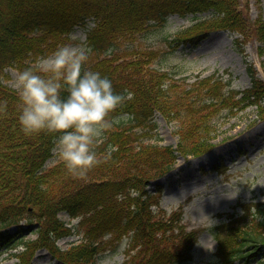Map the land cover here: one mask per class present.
Returning <instances> with one entry per match:
<instances>
[{
	"label": "trees",
	"instance_id": "trees-1",
	"mask_svg": "<svg viewBox=\"0 0 264 264\" xmlns=\"http://www.w3.org/2000/svg\"><path fill=\"white\" fill-rule=\"evenodd\" d=\"M239 7L238 0H0V101L6 102L0 109V250L14 247L35 233V240L24 242L18 264H29L38 248H45L64 264H87L107 248L106 244L128 235L129 257L123 264H181L190 260L194 234L177 227L178 218L156 219L146 190L150 181L172 168L175 151L138 144L133 128L154 130L152 119L157 111L166 120L178 122V154H198L209 146L214 133L208 127L209 113L223 105L245 108L261 103L264 85L251 64L246 68L251 88L233 95H224L221 83H211L210 78L194 86L184 84V88L166 83L163 73L147 71V79L142 81L139 71L153 53L140 52L129 44L151 21L162 23L172 13L185 16L210 11L209 18L192 25L179 40L195 45L211 30L228 29L240 35L234 41L238 51L242 52L241 44L251 37L260 43L257 50L262 55L264 20L260 15L249 19ZM88 18L95 22L88 43L97 54L107 56L96 60L91 70L112 80L115 91L123 97L116 111L131 118L127 126L111 129L105 141L94 146L98 163L79 177L67 169L62 158L44 167L53 156L59 133L25 134L19 122L20 90L5 85L1 77L6 68L37 69L38 58L64 44L65 35ZM126 43L128 48L118 51ZM115 52L124 60L120 66L126 75L113 60ZM132 189L138 194L132 196ZM118 193L124 198L117 199ZM253 210L245 212L249 221L243 222L242 216L223 225L224 236L217 250L219 264H232L238 253L248 250L244 254L247 258L264 257V205L256 203ZM59 211L81 217L76 227L80 243L67 250L54 244V239L70 234L56 218ZM106 235L110 238L104 239Z\"/></svg>",
	"mask_w": 264,
	"mask_h": 264
},
{
	"label": "rangeland",
	"instance_id": "rangeland-1",
	"mask_svg": "<svg viewBox=\"0 0 264 264\" xmlns=\"http://www.w3.org/2000/svg\"><path fill=\"white\" fill-rule=\"evenodd\" d=\"M246 2L252 17L257 15L260 7L264 18V0H260L259 4H256L255 0H239L238 9L244 14ZM196 15L195 19L191 14L185 17L172 15L167 18L165 26H151L147 32L138 36L132 46L156 50L157 56L152 62L153 67L167 71L176 78L186 77L192 81L210 73L231 74V88L245 89L250 84L244 70L247 60L254 64L264 84V44L262 55H258L257 48L260 43L254 38L249 37L244 41L245 58L234 48L233 40L236 35L227 30L208 33L195 46L175 41L176 35L181 30L197 20L209 17L210 12ZM88 26H91V22ZM86 30L85 27L75 28L70 34L69 44H85ZM145 66L147 64L143 65ZM123 74L126 75V71ZM16 75L17 71L8 69L4 78L5 82L14 89L18 88L14 85ZM260 115L264 113L260 112ZM127 118L126 115H122L111 121L117 124L125 122ZM154 121L157 129L147 131L141 139L161 146H174L178 142L177 133H180V130L176 131L178 122L172 119L166 121L158 114L155 115ZM211 124L217 128L215 139L212 140L214 147L199 157L178 158L173 169L156 181L162 187L161 192L158 193L161 210L169 213L170 203L172 205L176 203L174 196H180L183 226L187 229H200L196 231V236L208 233L210 239L215 241L212 250H207L196 243L191 261L183 264H218L215 256L217 246L215 226L227 221L225 215L232 212L240 213V208L236 207L238 202L264 203V120H258L256 107L238 112L232 118L222 113L218 118L216 116ZM111 128L112 126L104 130L99 138L103 136L104 139L106 132ZM185 137L189 136L185 135ZM53 152L55 156L46 165L57 161V149L55 148ZM154 187V184L150 185V191H154ZM237 190L239 191L235 196L228 197ZM176 208L174 207V210ZM218 214L221 216L219 217ZM58 217L71 227L77 223L76 219H69L64 213L58 214ZM29 237L33 238L34 235ZM77 241L78 237L72 234L58 239L56 244L61 249H66ZM21 249L22 247H19L16 250L1 252L0 264H15L17 259L12 254ZM125 250L120 248L119 242L113 249H108L90 264H122L126 258ZM263 262L264 258L258 257L249 264H263ZM32 264L61 263L41 249L36 252Z\"/></svg>",
	"mask_w": 264,
	"mask_h": 264
},
{
	"label": "clouds",
	"instance_id": "clouds-1",
	"mask_svg": "<svg viewBox=\"0 0 264 264\" xmlns=\"http://www.w3.org/2000/svg\"><path fill=\"white\" fill-rule=\"evenodd\" d=\"M88 57L89 49L85 44H62L50 54L39 57L37 69L26 67L19 70L14 81L20 90L19 122L22 130L25 134L59 133L57 152L67 169L79 177L86 176L98 163L93 145L103 131L112 126L109 114L123 100L108 76L84 69ZM5 104L0 101V109ZM238 191L228 197L235 196ZM131 194L138 193L132 189ZM123 198V193L117 194V199ZM174 198L176 203H170L169 212L179 206L180 196ZM130 243L129 236L124 235L120 248L126 249ZM196 243L212 250L215 241L208 233H201L196 236Z\"/></svg>",
	"mask_w": 264,
	"mask_h": 264
}]
</instances>
